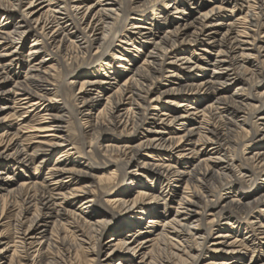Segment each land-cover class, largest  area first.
<instances>
[{
    "label": "bare ground",
    "instance_id": "obj_1",
    "mask_svg": "<svg viewBox=\"0 0 264 264\" xmlns=\"http://www.w3.org/2000/svg\"><path fill=\"white\" fill-rule=\"evenodd\" d=\"M0 14V226L14 227L13 237L0 235L1 264H264V174L255 179L254 168L264 173V40L256 36L264 0H0ZM171 15L182 21L172 25ZM138 46L141 61L131 51ZM207 56L204 71L189 74ZM67 60L79 64L67 70ZM99 70V78L85 75ZM78 83L74 96L62 92ZM71 120L85 155H73ZM239 129L249 137L243 153ZM8 162L34 172L17 182ZM121 178L104 199L111 191L99 185ZM71 217L94 238L70 239ZM241 223L250 236L239 234ZM171 241L172 255L157 259L155 249ZM213 252L218 259L202 263Z\"/></svg>",
    "mask_w": 264,
    "mask_h": 264
},
{
    "label": "rangeland",
    "instance_id": "obj_2",
    "mask_svg": "<svg viewBox=\"0 0 264 264\" xmlns=\"http://www.w3.org/2000/svg\"><path fill=\"white\" fill-rule=\"evenodd\" d=\"M187 1H191V2H193V3H195V4H197V3H199V4H206V5H209V4H213V3H220L221 2V0H213V1H211V2H208L207 0H187ZM163 3V2H162ZM161 3V4H162ZM160 10V9H159ZM159 10H156V12L158 11L159 12ZM149 11H151V10H149ZM154 11V10H153ZM152 12V11H151ZM189 13H190V11H188ZM150 13V12H149ZM190 14H192V13H190ZM233 14L234 13H232V12H230V11H226V12H224L223 13V16H225V17H227V18H229L230 16H233ZM176 15H178V14H176ZM1 17H2V15L0 14V19H1ZM151 17H152V14L151 15H147L146 16V18L144 19V20H141V22H142V24L143 25H147V23H151L152 22V19H151ZM172 19H173V21L171 22L172 23V25H175L178 21H182V19L180 18V17H175V15H171L170 16ZM167 20H169V18L167 19ZM164 20H159V22H157V25H155V27H154V29H155V31H157L160 35H162L163 34V31H164V28L163 27H160V25H161V23L163 22ZM256 28H257V32H256V36L258 35V37H260L261 36V38H263V40H264V30H263V26H262V22H261V20H258L257 21V24H256ZM124 27H121V29H119V35L120 34H122L123 32H124ZM262 33V34H261ZM259 34H260V36H259ZM263 36V37H262ZM30 38L31 37H29V39L27 40V43L29 42V40H30ZM199 46H201V43H197L195 46H194V48L195 49H197ZM140 46H138L137 47V49H132L131 51H132V54H136V56H133L134 57V59H136V60H139V61H141L142 60V58L144 59L145 57H146V53H145V48H143V51H139V48ZM193 48V49H194ZM25 56L27 55V50L25 49ZM48 53H46V51H44V52H42L41 54H40V56L42 57V56H48V57H51V58H53V57H57V55L56 54H54L52 51H50L49 52V54L47 55ZM194 54V53H193ZM209 55H210V52H209ZM212 55V54H211ZM194 56L195 57H197V54H194ZM207 59H209L208 58V56L207 57H205L204 59H201V67L200 68H195L194 70H192V71H189V74H197V73H200V72H203L204 71V68L206 67V61H207ZM196 60V58L194 59V61ZM258 61H261L260 59H258L257 61H255V60H253L252 61V63L250 62L249 63V66H248V68L250 69V71L251 70H253V72H256V68H257V66H256V64H258L259 66H261L262 64H259L258 63ZM51 62H54V60L52 61L51 60ZM125 63H126V61H125ZM78 64H79V61H77L76 63H72V61L71 60H67V63L65 64V66H66V68H67V70H70V69H73L74 67H77L78 66ZM124 65H128V64H123V63H121V64H119V66L117 67V69H119V70H121V71H124L125 70V67H124ZM80 69L83 71V70H86V66H81L80 67ZM184 71H187V73H188V70H189V68H187V67H185L184 69H183ZM203 70V71H202ZM103 71L102 70H99V71H94V72H91V73H88V74H85V75H87V76H90V77H95V78H99V77H101V76H103V74L104 73H102ZM192 72V73H191ZM185 73L186 72H181L180 74H182L183 76H185ZM165 74V73H164ZM250 75H253V73H251ZM54 79H55V84H58V83H61L62 81H64V72L63 71H61V72H55V77H54ZM84 79V78H83ZM255 78L253 77V80H254ZM66 81V80H65ZM67 82V81H66ZM171 82H174V81H171ZM171 82H169V84H173V83H171ZM52 86H54V85H52ZM80 86V84L78 83L76 86H74V87H72V89H68L69 87H68V85L66 86L65 85V87H63V89H62V92L64 93V92H67V94L70 96V97H72V96H74V94H75V92L77 91V88ZM160 86V87H159ZM158 87H156L155 89H154V91H156L157 89L158 90H161V89H163L164 88V86H165V84H164V82L162 81L161 82V84L159 85ZM235 85H231V86H229V88L227 89V92L228 93H231L235 88ZM103 94H104V92H103ZM186 96L187 95H185V96H178V95H172L171 97H173V98H176V99H178V100H185V98H186ZM156 103H152L151 104V109L152 108H154V105H155ZM90 110V109H89ZM88 110V111H89ZM171 110V109H170ZM11 121H13V120H10V121H7V123L8 122H11ZM4 124H6V122H2V125L4 126ZM191 125V124H190ZM189 125V126H190ZM67 129L69 130V133H70V137H71V143H70V145H73L74 146V148L72 149L73 150V155H74V157L75 156H79L80 154H82V155H85L84 154V151H86V150H88L89 149V147H87V146H84L83 144H82V141H81V136H80V134H79V126L73 121V120H71L68 124H67ZM248 129H256V124L254 125V124H252L251 125V128H248ZM239 131H240V133H234L235 134V136L237 137V138H239V140H243L242 141V145H241V147H239V152L240 153H243L244 152V149H245V145L244 144H248V142H249V140H248V135H247V131L246 130H241V129H239ZM141 136V134L139 133V134H137V135H135L134 137H133V143L135 142V141H137V140H139V137ZM92 139H94V137L92 136L91 137V140ZM74 143V144H73ZM263 146H264V140H263ZM62 150V149H61ZM142 152H145L144 150H142ZM245 152H246V150H245ZM60 156V151H58V152H55L52 156H51V158H50V160H49V164H52L58 157ZM159 156H162L161 154H157L154 158L155 159H159ZM111 157H113V158H115L116 157V155H111ZM14 165L15 164H13L12 162H8V163H6V164H3V166H5L6 167V174H8V173H11V172H13L14 170L15 171H17V173H18V178L16 179L17 180V182H19L20 181V178H22V177H24L25 176V174H30V173H32V172H34V167H31L28 171L27 170H21L20 172H19V170H16V169H14ZM96 165V164H95ZM186 165V163L185 162H181V163H177V167H179V168H182V167H184ZM262 164H258V163H255L254 164V168L256 169V171H257V174H256V176H255V179L256 178H258V177H261V175H263L264 173H262L261 172V169H262V166H261ZM113 168L114 167H111V169L110 168H105V169H97L96 171H95V174L96 175H102V174H110V172L111 171H113ZM120 173V172H119ZM120 177V176H119ZM124 181H123V179L121 178V179H118V182L116 183V185H114L113 187L111 186V187H109V184L108 183H106L105 182V180L101 183V185H99V190H102V191H106V190H110L111 191V193L110 194H103V192H101L102 193V195H103V197H104V199H110V198H112L113 197V195L115 194V190H117V189H121V185L122 184H124L123 183ZM148 183L149 184H151L152 183V181H151V179L150 180H148ZM177 183H179L178 181L174 184V187L175 188H180V186H177L176 187V184ZM182 183L183 182H181V185H182ZM263 184H264V182H263ZM160 189V184L157 186V188H156V193H158V190ZM181 189H182V187H181ZM223 191V188H218L217 189V193H218V195H221V192ZM134 194V193H133ZM176 202H173L172 203V205L173 206H176V203H177V197H176V200H175ZM161 204V205H160ZM72 206V205H71ZM76 206H78V202H76L75 203V205H73V207L72 208H76ZM156 206H157V209L158 210H161V211H164V204H163V201L161 200H159V203L158 204H156ZM109 207H111V206H109ZM18 207L17 206H15V208H14V212H9V214H13V213H16L17 211H18V209H17ZM175 208V207H174ZM76 210V209H75ZM172 211H171V214H173V211H174V209L172 208L171 209ZM77 211H80V209H77ZM7 213V212H6ZM18 213V212H17ZM47 214V211H45L44 212V215H46ZM263 214H264V212H263ZM164 218V217H163ZM10 219V218H9ZM7 220V218H4L3 220H2V222H4V221H6ZM69 220H71V223L70 224H68L67 225V227L65 228V230H64V232L67 234V236L71 239H75V238H78L77 236H79V234L80 233H82L83 231V233L88 237V238H91V239H93L94 238V231H93V229L90 227V226H88L87 224H84L83 222H81V220H79V219H77V218H69ZM73 220V221H72ZM75 220V221H74ZM79 220V221H78ZM120 220L121 219H119V222H120ZM207 221H208V219H206L204 222H203V224H207ZM244 221V220H243ZM74 222V223H73ZM4 223H6V225H1L0 226V235L2 234L3 235V238L2 239H4V240H6L8 237L10 238V237H13L14 236V227H13V225H11L10 226V224L9 223H7V222H4ZM82 223V224H81ZM74 224H76V225H74ZM84 224V225H83ZM73 225V226H72ZM239 228L241 229V233H239V234H241V236H250L251 234L249 233V230L247 229V228H245V225H244V223H241V224H239ZM226 230H230V227H227V229ZM213 233H212V235H216L217 233H219L220 232V230H218V229H214L213 231H212ZM88 234V235H87ZM248 234V235H247ZM92 236V237H91ZM261 242H264V239H262L261 240ZM175 243H177V245L179 244L178 242H176L175 241ZM169 244V245H168ZM173 245V246H172ZM167 246V247H166ZM180 246V245H179ZM174 247H175V244H173V241H171V243H167L166 245L165 244H161L159 247H157L156 249H155V251L154 252H156L155 253V256H156V258L157 259H161L162 257H165V256H167V255H172V253L175 251V249H174ZM182 247V246H181ZM109 248H110V246H106L105 247V249H104V251H103V253L104 254H106V252L109 250ZM173 248V249H172ZM174 250V251H173ZM81 253H82V255H83V258H82V262H84L85 260H87L88 258H89V255H88V253L87 252H83V251H81ZM166 253H168V254H166ZM252 253H253V251L251 250H249V252L245 255V258L243 259V261L244 262H247L249 259H250V256L252 255ZM216 254L217 253H211V255H209L208 257H205L204 258V261L202 262V263H206V262H209V261H212V260H214V259H218V256H216ZM8 263V262H7ZM7 263H5V264H7ZM1 264V263H0Z\"/></svg>",
    "mask_w": 264,
    "mask_h": 264
}]
</instances>
